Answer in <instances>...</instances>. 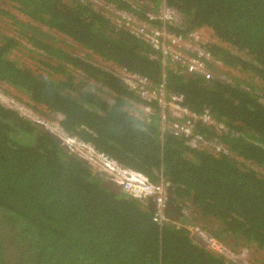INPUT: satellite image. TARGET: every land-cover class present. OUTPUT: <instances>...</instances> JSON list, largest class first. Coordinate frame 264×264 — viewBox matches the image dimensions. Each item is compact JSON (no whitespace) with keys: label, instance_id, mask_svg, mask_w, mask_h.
Masks as SVG:
<instances>
[{"label":"trees","instance_id":"obj_1","mask_svg":"<svg viewBox=\"0 0 264 264\" xmlns=\"http://www.w3.org/2000/svg\"><path fill=\"white\" fill-rule=\"evenodd\" d=\"M3 1L20 18L0 9V23L9 21L0 26V83L25 99L14 97L21 108L0 103V264H235L192 239L185 227L199 222L224 247L264 253V0H146L141 8L96 0L146 24V14L163 3L181 17L179 25L164 27L169 35L206 29L215 42L200 48L246 80L163 66L88 0ZM150 23L163 31L159 20ZM50 32L86 54L67 52ZM22 51L31 65L14 59ZM93 57L152 87L164 83L192 112L210 113L227 131H196L225 151H195L162 133L153 104L149 121L135 116L145 104ZM49 114L62 116L56 125L67 136L152 183H168L172 201L188 210L177 221L182 227H159L145 204L103 188L88 165L31 119Z\"/></svg>","mask_w":264,"mask_h":264},{"label":"built area","instance_id":"obj_2","mask_svg":"<svg viewBox=\"0 0 264 264\" xmlns=\"http://www.w3.org/2000/svg\"><path fill=\"white\" fill-rule=\"evenodd\" d=\"M99 3L105 5L102 2ZM106 6L110 7L114 14L104 13L110 15L111 20L118 27L124 28L134 37L149 46L156 54V57L159 58L160 62L163 59L165 63L170 66L172 65L174 70L179 67L187 75L201 74L206 79H209V68L206 63L215 64V62L199 46L202 43L208 42L201 40L195 31L191 32L186 38H182L178 35H169L164 28L179 25V19L181 20L179 13L161 3L156 14L153 12L146 14L145 19L148 20V23L140 26L139 22L144 19L136 18L132 13L116 10L112 5ZM131 6L135 8L134 5ZM156 19L159 20L163 31H155L150 28L152 27L150 22ZM199 58H203V61ZM103 64H107L108 69L103 68L104 70L112 71L113 75L117 76L126 89L146 105L135 107V111L132 112L135 116L144 119L146 122L149 121V117L154 114V110L148 105L153 104L157 109L158 124L162 133L171 135L179 140H185L187 147L195 151H208L214 155L225 151L222 145L208 142L204 136L196 131L198 126L211 128L218 134L227 131L226 127L213 118L210 113L204 112L196 114L192 112L185 106L184 97L181 94L167 91L164 83L152 87L147 78L137 73L117 68L109 63ZM6 107L21 108L16 99L10 101V105ZM49 115L56 119L55 123H60L63 119L58 114ZM34 118L32 117L31 119L34 122L36 120V123L37 121L41 123L42 120L47 123L49 122L47 118ZM47 125L52 126L53 124L48 123ZM58 134L60 137L65 138H60V140L62 142L61 145L68 154L84 161L90 170H93L100 178H106V180L121 190L125 196L149 207L152 212V220L159 227L167 224H172L177 229L182 227L177 221L172 220L168 214L169 202L179 207L181 206L172 201L171 188L168 183L162 180L157 183H152L142 174L127 169L109 157L98 153L92 145L84 143L75 137L71 138L67 136L61 129H59ZM182 212L186 215L188 210ZM185 228L192 234L194 227L192 228L187 225ZM206 236H208V241L205 237H201V239H206L204 242L209 244V249L222 256L224 246L209 235Z\"/></svg>","mask_w":264,"mask_h":264},{"label":"rangeland","instance_id":"obj_3","mask_svg":"<svg viewBox=\"0 0 264 264\" xmlns=\"http://www.w3.org/2000/svg\"><path fill=\"white\" fill-rule=\"evenodd\" d=\"M65 2H68L69 0H64ZM80 1V0H78ZM84 1V0H81ZM129 3H131V5H136V6H149L146 0H126ZM88 2H90L96 9L102 10L103 12H107L108 14H114L112 12V9L106 5H103L99 2H97L96 0H88ZM0 9L5 10L9 13H11L12 15H14L17 19H19L20 17L14 12V10L11 8V6L6 3L3 0H0ZM6 22L9 21H3L2 23H0V26H2V28L4 27V24H6ZM180 22V19H179ZM140 26L143 25L145 22H139ZM156 31V30H155ZM201 40H203L204 42H208V43H213L215 42L214 38L212 37L211 32L207 31L206 29H201L199 31H195ZM50 34H52L54 37H56L58 39V41L60 42L62 48L64 50H66L67 52L75 55V56H79L82 57L86 54V52L80 48V46H78L77 44H73L72 41L70 40H65L63 37H60L59 35L50 32ZM23 53V54H22ZM25 52H20V53H15L13 55L14 59L17 60V62L19 64H25V65H31L32 62H30V60H28V58L26 57V54H24ZM93 62L100 64L101 61L95 57L92 58ZM161 63L163 66H170L167 63L164 62L163 59H161ZM104 69H107V64H100ZM109 66V65H108ZM215 66L218 67L219 66V70L218 71H214L212 72L211 70L208 71L209 74V78L210 79H224L227 78L228 76H234L237 77V79L239 80H246L245 76H242L240 74H238L236 71L233 70H227L223 65H220L218 62H215ZM171 67H173L171 65ZM108 70V69H107ZM226 73H228V76L226 77ZM14 97H19L21 98L17 91L14 90L13 88H11L10 86L4 84V83H0V103L4 106H8L10 105V101L15 100ZM22 99V98H21ZM25 99V98H24ZM22 99V100H24ZM45 118H47V120L49 121L48 123L53 124L52 126H48L47 122L43 121L41 123H35L37 125L42 126L45 130H48L50 133H53L56 136V132H58V128L56 125V119L50 115L48 116H44ZM61 139H65L63 137H60ZM61 141V140H60ZM62 144V142H61ZM76 157V156H75ZM78 158V157H77ZM204 225L203 222H199L198 224H196L195 226H191L192 228L194 227V229L192 230V234L191 237L194 239L195 242H200L202 245H204L206 248L209 249V244H206L204 241L207 239L208 241V235L206 233L205 230L201 229V226ZM201 237H205L206 239H201ZM198 240V241H196ZM201 240V241H200ZM229 245L225 246L224 249L222 250L223 252V257L226 260H229L231 262H234L235 264H264V253L261 251H258L255 249L254 246H244L239 244V246H234L231 243H228Z\"/></svg>","mask_w":264,"mask_h":264},{"label":"crops","instance_id":"obj_4","mask_svg":"<svg viewBox=\"0 0 264 264\" xmlns=\"http://www.w3.org/2000/svg\"><path fill=\"white\" fill-rule=\"evenodd\" d=\"M168 214H169L170 218L173 219L174 221H179L181 214H182L181 208L178 205L169 204L168 205Z\"/></svg>","mask_w":264,"mask_h":264},{"label":"water","instance_id":"obj_5","mask_svg":"<svg viewBox=\"0 0 264 264\" xmlns=\"http://www.w3.org/2000/svg\"><path fill=\"white\" fill-rule=\"evenodd\" d=\"M102 187H103V188H106V189H109L111 192H113V193H115V194L119 193V189H118L116 186H114V185H112V184H110V183H108V182L103 183V184H102ZM169 204H172V205H173L172 202H169ZM169 204H168V205H169Z\"/></svg>","mask_w":264,"mask_h":264},{"label":"bare ground","instance_id":"obj_6","mask_svg":"<svg viewBox=\"0 0 264 264\" xmlns=\"http://www.w3.org/2000/svg\"><path fill=\"white\" fill-rule=\"evenodd\" d=\"M56 133H57V134H56V136L54 135V138H55L58 142H60V144H61L60 136H59L58 132H56ZM91 172H92L93 175H96V173H94L93 170H91ZM96 176H98V175H96ZM98 177H99V176H98ZM101 180H102V183L108 182V183L112 184L110 181L106 180V178H104V177H101ZM112 185H114V184H112ZM119 192L122 194L121 190H119ZM123 195H124V194H123Z\"/></svg>","mask_w":264,"mask_h":264},{"label":"clouds","instance_id":"obj_7","mask_svg":"<svg viewBox=\"0 0 264 264\" xmlns=\"http://www.w3.org/2000/svg\"><path fill=\"white\" fill-rule=\"evenodd\" d=\"M79 159V158H78ZM81 160V159H80ZM84 162V161H83ZM85 163V162H84ZM86 164V163H85ZM87 165V164H86ZM115 186V185H114Z\"/></svg>","mask_w":264,"mask_h":264},{"label":"flooded vegetation","instance_id":"obj_8","mask_svg":"<svg viewBox=\"0 0 264 264\" xmlns=\"http://www.w3.org/2000/svg\"><path fill=\"white\" fill-rule=\"evenodd\" d=\"M120 193V192H119Z\"/></svg>","mask_w":264,"mask_h":264}]
</instances>
